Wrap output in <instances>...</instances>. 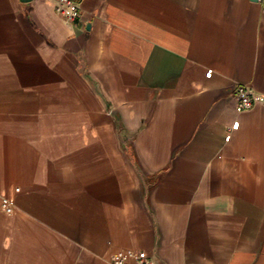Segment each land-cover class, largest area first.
<instances>
[{"label":"crops","instance_id":"crops-1","mask_svg":"<svg viewBox=\"0 0 264 264\" xmlns=\"http://www.w3.org/2000/svg\"><path fill=\"white\" fill-rule=\"evenodd\" d=\"M58 1L0 0V264H264V0Z\"/></svg>","mask_w":264,"mask_h":264},{"label":"built area","instance_id":"built-area-1","mask_svg":"<svg viewBox=\"0 0 264 264\" xmlns=\"http://www.w3.org/2000/svg\"><path fill=\"white\" fill-rule=\"evenodd\" d=\"M57 12L61 14L69 22H78L81 20V10L75 0H59L57 5ZM238 105V112H248L255 108L258 99L254 96L252 90L245 85H241L236 91ZM3 208L8 212H12L11 201L3 205ZM111 264H155L152 260L144 257L140 251H133L127 255L115 256L111 260Z\"/></svg>","mask_w":264,"mask_h":264},{"label":"water","instance_id":"water-1","mask_svg":"<svg viewBox=\"0 0 264 264\" xmlns=\"http://www.w3.org/2000/svg\"><path fill=\"white\" fill-rule=\"evenodd\" d=\"M20 1L23 2V3H27V2H30L32 0H20Z\"/></svg>","mask_w":264,"mask_h":264},{"label":"rangeland","instance_id":"rangeland-1","mask_svg":"<svg viewBox=\"0 0 264 264\" xmlns=\"http://www.w3.org/2000/svg\"><path fill=\"white\" fill-rule=\"evenodd\" d=\"M7 201H8V199L3 200V202H2V206H3Z\"/></svg>","mask_w":264,"mask_h":264}]
</instances>
